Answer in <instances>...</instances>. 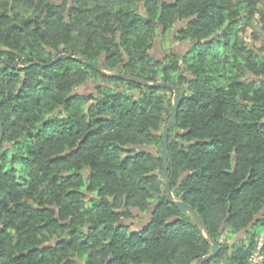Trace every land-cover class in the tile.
<instances>
[{
  "label": "trees",
  "instance_id": "obj_1",
  "mask_svg": "<svg viewBox=\"0 0 264 264\" xmlns=\"http://www.w3.org/2000/svg\"><path fill=\"white\" fill-rule=\"evenodd\" d=\"M257 2L0 1V264H192L209 253L163 194L173 90L114 73L177 87L169 191L219 246L202 264L247 263L264 229V56L237 30ZM159 34L189 46L152 58ZM86 82L93 90L77 92Z\"/></svg>",
  "mask_w": 264,
  "mask_h": 264
},
{
  "label": "water",
  "instance_id": "obj_2",
  "mask_svg": "<svg viewBox=\"0 0 264 264\" xmlns=\"http://www.w3.org/2000/svg\"><path fill=\"white\" fill-rule=\"evenodd\" d=\"M185 23V21L183 22ZM189 46V43H186V48ZM174 48L172 47V50ZM67 57L66 54H60L58 55L55 60L58 59H62ZM29 58V57H28ZM75 60L78 61H82L84 63H86L88 66H90L91 68L99 71V72H104L102 66H100L97 63L88 61L86 58H81V57H72ZM113 76L122 78L124 80H130V81H134L140 85L143 86H147V87H163V88H171L173 90V103H172V109H171V113L170 116L168 118V121L166 123V126L163 129L162 132V146H161V160H162V179L164 182V186H163V194L165 199L173 204L177 205L178 210L181 213H188L192 220L194 221V223L197 225V227L205 233L206 239L207 241L211 244L210 247V251L208 254H206L205 256H203L201 259L193 262L192 264H202L203 262L213 258L214 256H216V254L219 252V246L215 243V241L207 234L206 232V228L204 223L202 222L201 218L199 217L198 213L192 208L190 207L188 204L184 203L182 200L180 199H175L172 194L169 191V178H168V172H167V146H168V140H167V134H168V130L171 127L174 118L176 116V112H177V108H178V102L181 99L180 96H178V89L176 86L171 85L170 83L167 82H163V81H156V82H149L146 81L144 79L138 78V77H134V76H130V75H125L123 73H114ZM2 136V121L0 120V138ZM145 147V146H144ZM143 147V149H144ZM132 212L135 213H139L137 210H132ZM260 213H258L256 215V217L253 219L252 222H250L244 229H242L237 236L234 238L233 242L237 239H243L246 231L251 227V225L254 224V222L257 220V218L259 217Z\"/></svg>",
  "mask_w": 264,
  "mask_h": 264
},
{
  "label": "rangeland",
  "instance_id": "obj_3",
  "mask_svg": "<svg viewBox=\"0 0 264 264\" xmlns=\"http://www.w3.org/2000/svg\"><path fill=\"white\" fill-rule=\"evenodd\" d=\"M1 1V0H0ZM54 4L63 5V1L66 0H51ZM66 6V5H65ZM264 8V0H258L255 6V13L249 23L247 25L239 23L238 25V34L240 38L245 41V43L259 54L264 56V15H262V9ZM183 25V22L178 21L176 22L175 26L179 27ZM186 43H177L172 42L170 40V35H157L154 39L153 46L150 49V55L152 58H157L159 60H163L164 55H166L170 48L173 47L174 52L182 53L186 49ZM93 90V84L91 82H86L84 85L79 86L77 88V92L80 93H89ZM166 95L170 96V102L173 103L174 97L173 94L169 95V92H166ZM144 149L154 152V148H147ZM264 238V229L256 236L255 241L258 238ZM264 240V239H263ZM228 264L226 262H219ZM216 263V264H219ZM264 264V260L263 263Z\"/></svg>",
  "mask_w": 264,
  "mask_h": 264
},
{
  "label": "built area",
  "instance_id": "obj_4",
  "mask_svg": "<svg viewBox=\"0 0 264 264\" xmlns=\"http://www.w3.org/2000/svg\"><path fill=\"white\" fill-rule=\"evenodd\" d=\"M262 246H263V238L260 237L256 240L255 249L250 254L246 264H262L263 263L264 252L262 251ZM219 264H224V263H219Z\"/></svg>",
  "mask_w": 264,
  "mask_h": 264
},
{
  "label": "flooded vegetation",
  "instance_id": "obj_5",
  "mask_svg": "<svg viewBox=\"0 0 264 264\" xmlns=\"http://www.w3.org/2000/svg\"><path fill=\"white\" fill-rule=\"evenodd\" d=\"M169 1V0H168ZM170 50H172V47L170 48ZM172 51H174V50H172Z\"/></svg>",
  "mask_w": 264,
  "mask_h": 264
}]
</instances>
